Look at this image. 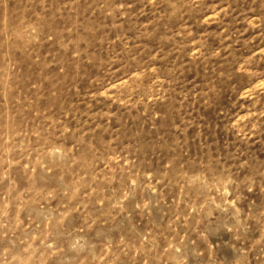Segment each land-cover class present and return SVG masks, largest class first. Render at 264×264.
<instances>
[{"label": "rangeland", "instance_id": "obj_1", "mask_svg": "<svg viewBox=\"0 0 264 264\" xmlns=\"http://www.w3.org/2000/svg\"><path fill=\"white\" fill-rule=\"evenodd\" d=\"M0 264H264V0H0Z\"/></svg>", "mask_w": 264, "mask_h": 264}]
</instances>
